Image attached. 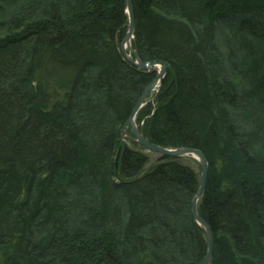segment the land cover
<instances>
[{
    "label": "trees",
    "instance_id": "1",
    "mask_svg": "<svg viewBox=\"0 0 264 264\" xmlns=\"http://www.w3.org/2000/svg\"><path fill=\"white\" fill-rule=\"evenodd\" d=\"M132 3L140 59L168 63L137 125L205 155L209 264H264V0ZM126 30L124 0H0V264L203 258L199 165L121 135L156 75L122 56Z\"/></svg>",
    "mask_w": 264,
    "mask_h": 264
},
{
    "label": "water",
    "instance_id": "2",
    "mask_svg": "<svg viewBox=\"0 0 264 264\" xmlns=\"http://www.w3.org/2000/svg\"><path fill=\"white\" fill-rule=\"evenodd\" d=\"M124 7L125 14L127 16V30L125 36L118 44L119 50L124 59L129 62L132 66L139 70H145L147 72L156 71V75L152 79V81L142 90L141 94L137 98L129 117L121 128V135L123 138L134 142L149 151L157 152L160 155L175 158L189 157L197 162L200 167L199 183L195 194L191 198V214L193 220L204 230L206 235V250L199 264H209L213 254L214 236L210 226L200 217L197 210L198 200L205 189L209 164L205 155L200 149L185 146L169 148L152 143L144 136L142 129L137 125V112L146 103V99L148 96L150 99H153V97L157 93L161 85V81L166 74L168 63L161 59H151L148 61H143L140 59L137 49L134 45L135 20L132 0H124ZM126 127L130 128V133L125 131ZM120 150L121 146H119L117 150L115 168H117L118 166V157L120 154Z\"/></svg>",
    "mask_w": 264,
    "mask_h": 264
},
{
    "label": "rangeland",
    "instance_id": "3",
    "mask_svg": "<svg viewBox=\"0 0 264 264\" xmlns=\"http://www.w3.org/2000/svg\"><path fill=\"white\" fill-rule=\"evenodd\" d=\"M224 30H223V33H219L218 37H224ZM251 118V117H250ZM252 119V118H251ZM263 119V118H262ZM150 157V160L152 162L156 161L159 157H160V154L157 153V152H153V151H149L147 149L144 150ZM182 160L187 163V164H190V165H193V162L190 160V158H187V157H182Z\"/></svg>",
    "mask_w": 264,
    "mask_h": 264
}]
</instances>
